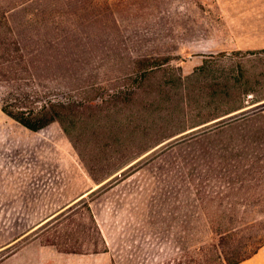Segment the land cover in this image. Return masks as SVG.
Here are the masks:
<instances>
[{"label": "rangeland", "instance_id": "obj_1", "mask_svg": "<svg viewBox=\"0 0 264 264\" xmlns=\"http://www.w3.org/2000/svg\"><path fill=\"white\" fill-rule=\"evenodd\" d=\"M247 1L34 0L0 25V256L38 237L100 247L96 214L103 264L173 258L206 219L264 229V53L224 44L255 25ZM4 102L72 105L76 124L29 130ZM86 164L116 173L98 184Z\"/></svg>", "mask_w": 264, "mask_h": 264}, {"label": "trees", "instance_id": "obj_2", "mask_svg": "<svg viewBox=\"0 0 264 264\" xmlns=\"http://www.w3.org/2000/svg\"><path fill=\"white\" fill-rule=\"evenodd\" d=\"M32 1L34 0H0V25H15L16 22L14 20V17L17 11L21 7ZM256 53L257 51L247 52V54ZM258 53H264V50H259ZM146 70H148L147 67L142 72V76L146 75ZM243 77V73L240 72L235 78V81L239 82L240 78L242 79ZM226 86L227 85H225V87ZM224 93L225 95L227 94V92ZM251 93L252 91H250V94ZM71 106L72 105H65L64 103H51L49 105H42L38 109L23 111L19 109H12V105L10 103L4 102L1 106V110L25 128L33 131L39 130L49 123L53 122L54 120H57L61 124L63 130L70 136V129L68 124H70V126H74L76 124L77 117V112L72 110ZM244 107L245 106L243 105L231 107L230 109L224 111L223 114L216 116L213 115L211 118L203 121L201 124L217 119L225 114L243 109ZM60 108H66V111H61ZM71 141L77 148L78 144L76 143V141H74V139L72 138ZM78 153L80 157L83 158L82 153H80V151H78ZM129 163L130 162L126 163L125 165ZM86 166L89 172L92 174L94 180L98 184L102 183L108 177L116 173L113 172L111 174H106V176L103 177H97L96 175H94L93 167L88 164H86ZM99 188L101 187H98V189ZM93 192L94 191H91L90 193H88V195L92 194ZM82 199L80 198V200ZM86 209L89 212L90 219L96 225L95 218L91 213L89 204L86 205ZM59 214L61 213L52 216L50 219L42 223L40 225V231L42 232V229L45 227H42L43 225H45L50 220L57 218ZM240 224L241 223L232 220L222 219H206L204 221L195 222V227L208 228L209 236L207 238H200L199 236H195V245H193V248H189L183 245L180 247V252L175 257L154 264H239L251 258L258 252V250L262 246H264V229H260L259 226H257L256 222H244L242 223V225ZM96 229L100 236V247L97 246V243H94V247L88 250H81L76 248H65L58 250L63 252L82 254L98 252L109 253V248L104 237L102 236L99 228L97 227ZM37 232L38 231H34L31 236L36 235ZM5 256L7 255L0 256V260H2ZM112 264H116L113 257Z\"/></svg>", "mask_w": 264, "mask_h": 264}, {"label": "crops", "instance_id": "obj_3", "mask_svg": "<svg viewBox=\"0 0 264 264\" xmlns=\"http://www.w3.org/2000/svg\"><path fill=\"white\" fill-rule=\"evenodd\" d=\"M233 2L236 4L233 6L236 12H242L243 6L237 5L238 1ZM246 4L249 9L252 7L255 9V25H231L232 33L228 36L230 41H226L224 44L234 46L239 50H264V0H248ZM225 37L227 36L225 35ZM90 190L91 188L80 194L78 198L85 196ZM53 214L42 221L45 222ZM101 220L99 215L96 214L97 225L108 245L105 228ZM104 254V252L82 254L59 251L52 244L41 243L38 237L21 246L15 253L0 260V264H103L102 256ZM112 257H110L108 264H112ZM239 264H264V246L251 258Z\"/></svg>", "mask_w": 264, "mask_h": 264}]
</instances>
